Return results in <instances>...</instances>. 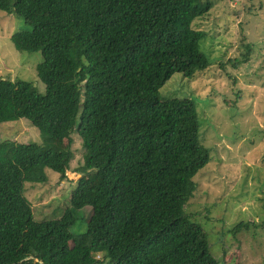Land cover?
<instances>
[{"label":"trees","instance_id":"trees-1","mask_svg":"<svg viewBox=\"0 0 264 264\" xmlns=\"http://www.w3.org/2000/svg\"><path fill=\"white\" fill-rule=\"evenodd\" d=\"M209 0H0L24 20L10 39L40 51L43 92L0 78V123L27 119L45 143L0 139V264H217L185 215L209 161L192 98L163 100L174 73L209 66L192 26ZM79 181L57 218L36 220L25 183L65 177L71 133ZM90 207L85 230L70 229ZM241 223L237 225L239 227Z\"/></svg>","mask_w":264,"mask_h":264},{"label":"rangeland","instance_id":"rangeland-1","mask_svg":"<svg viewBox=\"0 0 264 264\" xmlns=\"http://www.w3.org/2000/svg\"><path fill=\"white\" fill-rule=\"evenodd\" d=\"M209 1L192 23L205 31L199 48L209 66L191 78L174 73L160 88L163 100H194L198 138L210 155L183 209L205 231L217 264H264V0ZM25 27L21 17L0 10V78L30 81L43 92L35 69L40 51H18L10 39ZM70 136L65 177L46 169V182L25 183L36 220L59 217L81 177L84 149L76 131ZM43 137L25 118L0 123L1 140L42 144ZM89 213L90 207L79 210L70 230H85Z\"/></svg>","mask_w":264,"mask_h":264}]
</instances>
